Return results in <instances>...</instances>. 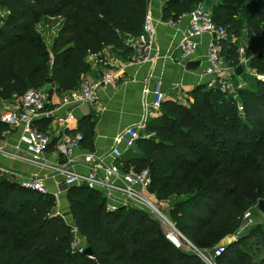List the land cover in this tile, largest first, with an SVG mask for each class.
Wrapping results in <instances>:
<instances>
[{
  "label": "trees",
  "instance_id": "obj_1",
  "mask_svg": "<svg viewBox=\"0 0 264 264\" xmlns=\"http://www.w3.org/2000/svg\"><path fill=\"white\" fill-rule=\"evenodd\" d=\"M162 1L164 20L198 4L211 7L214 20L227 28L228 39L220 41L227 63L245 64L241 74L247 80L250 72L264 74V0ZM149 3L0 0L6 11L0 15V96L10 100L50 78L59 92L76 88L90 54L107 46L132 52L126 38L141 33ZM47 16L63 20L51 50L37 29ZM241 36L249 44L243 53L236 42ZM237 92L235 99L203 84L190 91L193 101L187 104L165 100L161 114L147 124L150 136L137 139L123 160L125 168L150 169L151 192L174 199L166 207L198 248L234 235L247 210L264 200V80H248ZM94 128L85 117L78 129L89 148ZM66 196L92 257L73 251L72 224L56 211V195L23 186L10 172L0 174V264H203L173 245L145 210L110 211L102 191L87 185H72ZM246 230L225 246L219 264H264V225Z\"/></svg>",
  "mask_w": 264,
  "mask_h": 264
},
{
  "label": "built area",
  "instance_id": "obj_2",
  "mask_svg": "<svg viewBox=\"0 0 264 264\" xmlns=\"http://www.w3.org/2000/svg\"><path fill=\"white\" fill-rule=\"evenodd\" d=\"M187 15L189 18L187 32L177 45L181 50V58L188 59L191 57L200 46L202 37L208 34L210 41L208 43L207 59L210 65L204 68V75H212V78L205 85L208 88H219L227 97L236 99L238 89L246 87L248 81L235 73V68L227 63L222 54L220 41L228 39L227 28L214 20L213 12L204 3L196 5ZM183 16L185 14L178 19H169L167 22L176 26L177 30L180 31L179 27ZM155 31L156 23L149 3L141 33L127 37L125 42L132 49L133 62L137 65L156 59V57L151 56V51L154 48ZM240 51L243 52L242 49ZM97 59L98 63L104 67L97 78L81 81L76 88L63 92L60 106L94 105L98 98L99 89L113 83L116 77L109 66L113 67L114 64L112 65L105 57ZM243 62L246 63L247 60ZM256 75L258 79L264 80V74ZM153 93L155 98L152 105L157 111H160L165 101V93L161 90L159 84H157ZM12 99V107L0 112V123L21 129L20 142L26 146V150L32 155L34 162L40 163L43 161L45 152L52 149L65 159V162L60 164L56 170L65 175V183L68 186L87 185L89 188L102 190L106 198V208L110 211H116L120 207L147 211L160 223L165 237L177 248L198 256L203 264H219L217 258L225 251V246L219 245L209 249H200L194 245L177 228L176 222L170 213L161 207L160 201L151 193L150 188L153 178L150 169H137L134 166L125 168L124 162L120 161L124 156V152L117 146L112 149L111 154L116 159L112 164H104L101 157H98L95 153H89L86 163H90V165L86 173L70 168L69 165L76 161L78 153L83 148V134L68 132L65 130L66 128L45 130L38 126L37 120L43 117L54 119L56 123L61 124L67 119L74 118L72 112L59 115L54 108H49L51 90L47 85L38 88L31 87L23 94L15 95ZM238 107L242 112L243 106L241 103ZM145 126L146 120L144 119L140 123L126 127L116 137V144L125 142L128 150L133 149L137 139L150 136V134L142 132ZM0 151H4L2 146H0ZM99 166H101L102 172L99 171ZM21 184L44 193L49 192L43 178L39 176H29L21 179ZM71 224L74 235L73 251L85 253L86 240L80 235L78 228L73 223ZM252 224L253 220L250 212H246L242 225L236 232L237 237L239 236L238 232L245 231ZM89 256L92 257V255Z\"/></svg>",
  "mask_w": 264,
  "mask_h": 264
},
{
  "label": "crops",
  "instance_id": "obj_3",
  "mask_svg": "<svg viewBox=\"0 0 264 264\" xmlns=\"http://www.w3.org/2000/svg\"><path fill=\"white\" fill-rule=\"evenodd\" d=\"M163 5L162 0H150L151 13L156 23L154 48L151 51V56L156 59L137 65L133 62L132 52L123 53L122 50L113 46L104 47L96 54H90L87 57L89 68L83 72L81 81L96 79L104 69L103 65L98 63L97 58L99 57H105L112 65L114 64L113 67L110 65L109 69L116 77L113 83L99 89L94 105L60 106L63 92L57 91L50 85L51 83L47 84L50 90L52 88L49 108H54L59 115L72 112L74 118L67 119L61 124L56 123L54 119L43 117L37 120L38 126L45 130L66 128L65 130L68 132H78L85 117H91L95 122L93 147L89 148L83 145L76 161L69 165L71 169L86 173L90 165V163H86L89 153H95L101 157L104 164L114 163L116 159L111 153L115 146L124 152V156L120 160L123 162L131 150L127 149L125 142L116 144L115 139L120 131L130 125L140 123L144 119L146 126L142 132L148 133L147 124L161 114V111H157L152 105L155 98L153 91L157 84L165 93V100H176L185 104L193 101L190 95L192 89L198 85H205L212 78V75H204V68L210 65L207 59L210 36L205 34L197 51L188 59H182L181 50L177 45L187 32L188 15L185 14L182 17L180 31H178L176 26L170 25L167 20L163 19ZM206 7L212 11L211 7L207 5ZM235 39L233 38L234 41ZM12 104L13 99L4 100L0 96V112L10 109ZM20 135L19 127L0 123V146L4 148L3 152L0 151V171H9L19 179L29 176L42 177L49 193L57 197L56 211L63 215L67 221H72L69 201L66 196L72 185L68 186L65 183V175L56 170L60 164L65 162V159L51 149L45 152L43 161L34 162L32 155L26 150V146L20 142ZM98 168L102 172L101 166ZM155 197L157 198V196ZM162 204L168 206L169 203L163 202ZM231 237L233 235L227 237V240H230ZM231 240L235 241L233 238Z\"/></svg>",
  "mask_w": 264,
  "mask_h": 264
},
{
  "label": "rangeland",
  "instance_id": "obj_4",
  "mask_svg": "<svg viewBox=\"0 0 264 264\" xmlns=\"http://www.w3.org/2000/svg\"><path fill=\"white\" fill-rule=\"evenodd\" d=\"M0 11L1 12H3V13H1L0 12V15L1 16H3V15H6V11L4 10V9H1L0 8ZM62 18L60 17V16H58V17H55V16H47V17H45V18H43L42 20H41V22L38 24V26H37V29H38V31H39V33H40V35H41V37L43 38V40H44V43H45V45H46V47L49 49V50H51L52 49V45H53V43H54V40H55V38H56V36H57V34H58V32H59V29L61 28V25H62ZM236 42H238L239 44H240V49H242L243 51H245L246 50V46H248L249 44H248V42H247V40H246V38L244 37V36H241V37H239V38H237V40H236ZM241 77H244V76H242V74H239ZM256 78H258L257 77V75L255 74V73H252L251 74V72H250V76H248V80H255ZM247 80V81H248ZM185 104H187V103H185ZM2 172L0 171V174H1ZM172 201H174V199L173 198H169L168 200H164V201H160V205H161V207H163L165 210H167V211H169V209L168 208H166V205L165 204H162L163 202L164 203H171ZM262 201V199L261 200H259L257 203H255V204H253L247 211L248 212H250V215H251V219L253 220V224L252 225H255V224H262V225H264V214H263V212H262V210H261V208H260V202ZM69 222H71V223H73L72 221H70V220H68ZM250 227V226H249ZM248 227V228H249ZM247 228V229H248ZM247 231V230H246ZM239 233V236L237 237V234L235 233L234 235H233V237H231V238H233V240H237L239 237H240V235H242V234H244L245 233V231H240V232H238ZM231 238H230V240L228 239L227 240V238L224 240V241H222V242H220V243H218V244H216L215 246H219V245H222V246H226L228 243H229V241L231 242L232 240H231ZM236 238V239H235ZM192 242V241H191ZM228 242V243H227ZM193 243V242H192ZM194 244V243H193ZM195 245V244H194ZM214 246V247H215ZM206 248H208L207 246H205L204 248H200V249H206Z\"/></svg>",
  "mask_w": 264,
  "mask_h": 264
},
{
  "label": "water",
  "instance_id": "obj_5",
  "mask_svg": "<svg viewBox=\"0 0 264 264\" xmlns=\"http://www.w3.org/2000/svg\"><path fill=\"white\" fill-rule=\"evenodd\" d=\"M245 64H241V65H239V66H237L236 68H235V73L236 74H241V73H243L244 72V70H245ZM53 82V80L50 78V79H48L47 80V83L48 84H50V83H52ZM260 208H261V210H262V212H263V214H264V200H262L261 202H260ZM92 249L90 248V247H87L86 248V250H85V254H87V255H92Z\"/></svg>",
  "mask_w": 264,
  "mask_h": 264
}]
</instances>
